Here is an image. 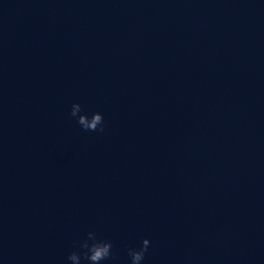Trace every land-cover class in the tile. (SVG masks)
Masks as SVG:
<instances>
[{"label":"water","instance_id":"obj_1","mask_svg":"<svg viewBox=\"0 0 264 264\" xmlns=\"http://www.w3.org/2000/svg\"><path fill=\"white\" fill-rule=\"evenodd\" d=\"M90 231L102 264L143 239L142 264H264V0H0V264Z\"/></svg>","mask_w":264,"mask_h":264},{"label":"clouds","instance_id":"obj_2","mask_svg":"<svg viewBox=\"0 0 264 264\" xmlns=\"http://www.w3.org/2000/svg\"><path fill=\"white\" fill-rule=\"evenodd\" d=\"M82 111L79 103H74L71 107V116L77 118V123L85 131L103 132V116L100 113H93L89 118L87 115L80 114ZM150 246L148 239H143L138 248H128L127 253L130 257L131 264H142L145 254ZM113 245L110 241L98 239L93 232H88L86 238L82 239L76 250H73L67 256L70 264H102L114 259L112 251Z\"/></svg>","mask_w":264,"mask_h":264}]
</instances>
